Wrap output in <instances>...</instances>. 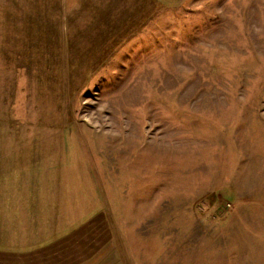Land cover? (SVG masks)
I'll return each mask as SVG.
<instances>
[{"label": "rangeland", "instance_id": "obj_1", "mask_svg": "<svg viewBox=\"0 0 264 264\" xmlns=\"http://www.w3.org/2000/svg\"><path fill=\"white\" fill-rule=\"evenodd\" d=\"M0 264H264V0H0Z\"/></svg>", "mask_w": 264, "mask_h": 264}]
</instances>
